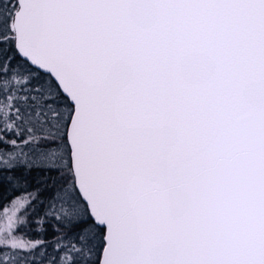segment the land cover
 I'll return each instance as SVG.
<instances>
[{"label": "snow or ice", "instance_id": "snow-or-ice-1", "mask_svg": "<svg viewBox=\"0 0 264 264\" xmlns=\"http://www.w3.org/2000/svg\"><path fill=\"white\" fill-rule=\"evenodd\" d=\"M0 264H264V0H0Z\"/></svg>", "mask_w": 264, "mask_h": 264}, {"label": "trees", "instance_id": "trees-1", "mask_svg": "<svg viewBox=\"0 0 264 264\" xmlns=\"http://www.w3.org/2000/svg\"><path fill=\"white\" fill-rule=\"evenodd\" d=\"M8 195H9V196H11V195H12V193L9 191Z\"/></svg>", "mask_w": 264, "mask_h": 264}]
</instances>
